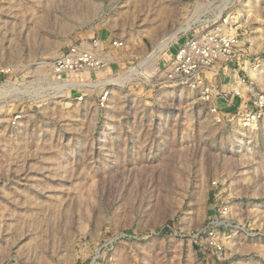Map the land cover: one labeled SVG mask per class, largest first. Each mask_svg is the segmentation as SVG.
<instances>
[{
  "label": "rangeland",
  "instance_id": "374dc122",
  "mask_svg": "<svg viewBox=\"0 0 264 264\" xmlns=\"http://www.w3.org/2000/svg\"><path fill=\"white\" fill-rule=\"evenodd\" d=\"M222 1L245 87L212 112L140 68L201 0H0V264H264V0ZM95 39L104 69L53 73Z\"/></svg>",
  "mask_w": 264,
  "mask_h": 264
},
{
  "label": "built area",
  "instance_id": "2783aa9c",
  "mask_svg": "<svg viewBox=\"0 0 264 264\" xmlns=\"http://www.w3.org/2000/svg\"><path fill=\"white\" fill-rule=\"evenodd\" d=\"M228 2L201 0L191 5L178 27V42L169 55L158 59L149 54L140 64L141 69L151 68L149 77L160 79L159 84L185 87L197 94L202 103L211 106L212 112L217 111L216 99L230 103L227 92L221 91L220 86L227 83V78L231 79L228 74L231 66L241 70L242 55H247L246 50L239 48L240 34L232 21L233 16L223 15L229 7ZM111 46L121 47L123 41L113 40ZM108 63L100 41L95 39L89 48L81 44L67 47L53 61L52 71L55 74L96 71L104 69ZM128 71L131 72L129 68ZM236 80L244 82L240 75ZM231 91L242 98L241 89L235 87ZM253 105L256 109L248 110L246 106L238 116L244 127L251 126L263 114L260 102H253ZM208 233L211 235V231L207 230Z\"/></svg>",
  "mask_w": 264,
  "mask_h": 264
},
{
  "label": "crops",
  "instance_id": "0c3cea01",
  "mask_svg": "<svg viewBox=\"0 0 264 264\" xmlns=\"http://www.w3.org/2000/svg\"><path fill=\"white\" fill-rule=\"evenodd\" d=\"M231 67H230L231 69H229V71H228V74L231 77V79H229V80H231V81L228 82L229 81L228 80L227 83L222 84L220 86V88H221V91L227 92L228 98H230V101H232V103L234 104L233 106H231V108L233 109V107L235 108L237 106V104L239 103L240 100H239L238 97H236V96H234L232 94V91L231 90L233 88H235V87L236 88L243 89L245 86H242V84L238 83V81L236 80L237 73L239 72V69H236L234 66H231ZM249 90L251 92V89H249ZM223 107H226L227 108L228 106L225 105V104H223ZM228 109H229V107H228Z\"/></svg>",
  "mask_w": 264,
  "mask_h": 264
}]
</instances>
